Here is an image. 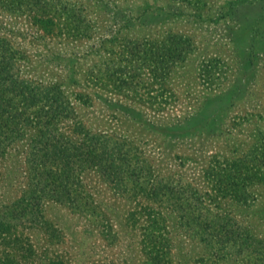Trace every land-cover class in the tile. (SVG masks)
Listing matches in <instances>:
<instances>
[{"label":"rangeland","instance_id":"374dc122","mask_svg":"<svg viewBox=\"0 0 264 264\" xmlns=\"http://www.w3.org/2000/svg\"><path fill=\"white\" fill-rule=\"evenodd\" d=\"M0 264H264V0H0Z\"/></svg>","mask_w":264,"mask_h":264},{"label":"trees","instance_id":"16d2710c","mask_svg":"<svg viewBox=\"0 0 264 264\" xmlns=\"http://www.w3.org/2000/svg\"><path fill=\"white\" fill-rule=\"evenodd\" d=\"M40 20H45L44 22H46L47 24H49L50 23V19L49 18H46V19H40ZM52 22V21H51ZM44 112H46V110L44 111ZM120 148V146H119V144L118 143H115L114 144V147H109L108 149H103V150H101V152H102V154L103 155H106L108 158H110V160L113 158V156H114V152L116 151V149H119ZM42 149L43 150H45L47 153H52V154H55V156H58L59 154L62 156V148H60L58 145H57V143H54V142H52V141H48V142H46V143H44V145L42 146ZM99 152H95V153H92V152H86L85 154L83 153V155L87 158V159H92V160H95V158L97 157V154H98ZM76 156H79V151L76 153ZM95 162V161H94ZM95 164V163H94ZM52 166V165H51ZM53 167V166H52ZM102 170L104 171V172H108V173H110V171L108 170V169H105V168H102ZM108 176H110V177H112L113 176V174L111 173V175L110 174H108ZM17 202H19V201H16V203H14V205L15 204H17Z\"/></svg>","mask_w":264,"mask_h":264}]
</instances>
